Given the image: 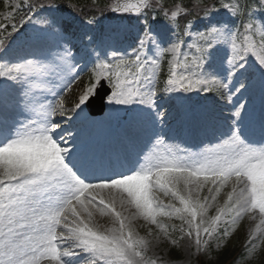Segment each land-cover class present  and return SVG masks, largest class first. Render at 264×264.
Instances as JSON below:
<instances>
[{
	"label": "snow or ice",
	"instance_id": "obj_1",
	"mask_svg": "<svg viewBox=\"0 0 264 264\" xmlns=\"http://www.w3.org/2000/svg\"><path fill=\"white\" fill-rule=\"evenodd\" d=\"M5 8L0 264H67V257L79 264H157L149 253L161 243L182 253L166 264H207L213 244L230 239L250 214L241 260L254 259L264 243L258 187L264 143L245 138L241 120L249 105L242 93L264 94V0H109L102 6L98 0H8ZM220 8L238 18L235 27L209 23L194 30ZM105 12L144 17L135 47L119 51L111 30L72 32V14L91 26ZM156 17L171 26V39L168 29L149 30ZM28 26L27 50L14 51L10 42ZM83 55L92 59L87 71L76 59ZM250 58L260 70L251 80L245 77ZM209 62L223 76L204 73ZM196 91L232 107L227 130L193 150L169 139L168 111L158 102ZM85 108L105 118L65 130ZM144 110L154 119L142 116ZM197 122L201 134L212 131L192 109L184 111L180 128L191 133ZM126 155L136 157L134 170L101 172L107 161Z\"/></svg>",
	"mask_w": 264,
	"mask_h": 264
},
{
	"label": "rangeland",
	"instance_id": "obj_2",
	"mask_svg": "<svg viewBox=\"0 0 264 264\" xmlns=\"http://www.w3.org/2000/svg\"><path fill=\"white\" fill-rule=\"evenodd\" d=\"M6 2H8V0ZM5 4L6 3L3 4V7L0 4V13L6 11ZM138 16H140V15L131 14L130 17L133 20H135ZM230 17H231V13L227 9H223V8L217 9L215 12H213L211 14L210 17L201 18V21H202L201 23L203 24V27L199 28L196 25H194V30H203L204 27L209 23L227 24L229 26V28H231L230 27V20H231ZM138 26H139V22L134 21V23H131L125 17L121 18V19H116V20L114 19L113 21H111L105 25L102 35L104 34V32L111 30L113 35L116 37L115 47L121 52H127L124 48L125 45L123 44L122 39L128 37V32L133 31V30L136 31L135 28ZM31 27L32 26H30V28ZM82 27H83V29L81 30L82 33L91 31L89 28H87V25L82 26ZM156 27L157 28L152 31L154 34H158L161 29H168L167 36L169 39L172 38V29H171V27L167 21L158 24ZM25 43H27L25 38L20 39L15 43V45L12 47V49L18 48ZM223 50L225 52L228 51L227 48H224ZM76 59H77V62H82V64H80V68L82 71H87L88 68L90 67L91 63H92L91 57L87 56V55L77 56ZM210 64H211V62H209V64H206V66L203 70L204 73L213 74L216 76H223L222 70H217L213 66H210ZM259 71H260L259 65L257 64V62L254 60V58H250L249 64H248V70L245 73V77H247L249 80L254 79V78H258L259 77ZM238 80H239V78H238ZM238 80H237V82H238ZM187 94L191 95V97L194 100H198L199 102L204 101V105L200 104L199 108L193 109L194 113L198 117L203 119V117H205V114H206V116H208V114L211 115V113L213 112L212 113L213 116L211 118H218V120L221 121V124H217V126H215V129L211 131V133L213 135L217 133L216 130L220 131V128H222L221 126H223L226 129L228 128V126H229L228 117H230V115H231V107L232 106L226 105L223 101H221L216 96L214 97L213 95H208L210 93H203V92H199V91L192 92V93L178 92V93L165 95L167 97V99H166L167 102H173L174 106L176 105L178 107L179 111L177 112V115L175 116V118L178 117L177 120H179L180 117H182V115L186 109H190V107H191L190 104H188L189 102H187V103L185 102L186 98L188 97ZM242 94L247 98L248 105H249L248 109L243 114V117L241 120V124L245 125V129H246L245 133H246L249 129V126L255 122V119L257 118V116L264 117V94H262L259 89L255 90V91H251V90L244 91ZM238 95H240V94H238ZM215 98H217V99H215ZM164 103L165 102L163 99H162V101L159 102L161 107ZM255 106L257 107V109L255 108L256 114H254V112H253ZM170 110H171V108H170ZM225 110L228 112H226ZM257 110H258V113H257ZM83 112L85 114V109L83 110ZM175 114H176V112L174 113V115ZM249 114L252 115L251 120H249ZM122 115H123V113H122ZM141 115L146 117V118L154 119V113L150 112L149 110H144V112H142ZM171 116H173V115L168 113L167 122H168L169 117H171ZM85 117H87V116H85ZM104 118H105V116L100 117L97 120H103ZM204 120L206 121V117L204 118ZM206 122L209 126H212V122L209 119H207ZM176 123H177V121H173V123L171 124L170 128L172 131H173ZM193 131L189 134L188 137H185L186 139H188L191 142H194L195 139L199 138V135H197L196 133L194 134L195 137L192 136ZM198 131L200 133L199 140L209 139L208 134H201L200 130H198ZM262 134L264 135L263 132H262ZM185 138L183 137V135L180 136V140H183ZM170 140L172 142L181 144L183 147L188 148L187 146H185L180 141H176L175 137H172ZM197 149H198V146H195V148H193V150H197ZM129 156L130 155H126L124 157L125 161L129 160L128 159ZM115 170L117 171V169H115ZM258 187L260 189L259 195L261 198V203H264V183L259 184ZM160 199L163 200L164 203H168V200L165 197L160 196ZM254 214L257 216L256 223H259L258 211ZM251 215L252 214L244 217L240 221L241 223L246 222V232L248 230L249 225L251 224ZM159 219H162V220L166 221L167 223H173L174 222L172 220H169L166 217H162ZM98 223L104 228L111 227V224L108 221L104 220L103 218H98ZM138 224L142 225L143 221L142 220L139 221ZM145 227H147V226L145 225ZM137 230L139 231L140 235H144L143 228L138 227ZM222 245H223L222 240H220L218 244L217 243L213 244V251L207 257V262L216 260V258H215L216 254L215 253L219 250L220 246H222ZM149 254L151 256H153V258L157 259V264H161V261L159 259L160 257H163V261L166 264V262L168 261L170 256H182V253L179 252L178 250H171L170 251V249L162 243L159 245V247L153 248ZM69 258H70V261L66 260L67 264H79V262L76 258H74V257H69ZM201 261H204L203 257H201ZM174 264H184V261H183V259H176ZM240 264H249V260L247 259V260L241 262Z\"/></svg>",
	"mask_w": 264,
	"mask_h": 264
},
{
	"label": "trees",
	"instance_id": "obj_3",
	"mask_svg": "<svg viewBox=\"0 0 264 264\" xmlns=\"http://www.w3.org/2000/svg\"><path fill=\"white\" fill-rule=\"evenodd\" d=\"M98 3L102 6L103 4L107 3V0H98ZM169 3H171V0H169ZM102 19H103V18H102V16L100 15V16L98 17V21H97V22L101 24ZM236 19L238 20L237 17H236ZM233 256H234L233 253L229 254L228 252H224V253L222 254L221 258H220V261L225 262V263H228V260H227V259H229L230 257L232 258Z\"/></svg>",
	"mask_w": 264,
	"mask_h": 264
}]
</instances>
